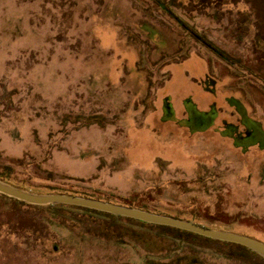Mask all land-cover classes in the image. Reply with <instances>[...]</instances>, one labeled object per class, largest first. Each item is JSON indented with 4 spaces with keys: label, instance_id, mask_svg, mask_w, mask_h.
Returning <instances> with one entry per match:
<instances>
[{
    "label": "rangeland",
    "instance_id": "rangeland-1",
    "mask_svg": "<svg viewBox=\"0 0 264 264\" xmlns=\"http://www.w3.org/2000/svg\"><path fill=\"white\" fill-rule=\"evenodd\" d=\"M186 73L226 119L244 115L255 126L196 138L201 151L180 166L175 149L156 141L192 147L160 120L166 81L172 74L166 88L177 92ZM226 97L244 112L233 114ZM261 135L264 0H0L7 183L133 200L264 243ZM10 199L0 194V264H256L218 241Z\"/></svg>",
    "mask_w": 264,
    "mask_h": 264
},
{
    "label": "crops",
    "instance_id": "crops-1",
    "mask_svg": "<svg viewBox=\"0 0 264 264\" xmlns=\"http://www.w3.org/2000/svg\"><path fill=\"white\" fill-rule=\"evenodd\" d=\"M171 78L172 74H170L169 79L164 85L165 95L161 99L160 120L175 126L176 130L181 132V136H190L192 138V147L182 139L170 140L168 137L165 138L164 135H162L164 137L163 139L160 140L158 138L156 144L159 142L158 144L160 145L162 141L165 146H172L175 149L174 153L177 154L176 163L178 165L187 166L186 162L188 159L190 160L192 157L197 158V152L201 151V147L197 148L199 145L195 141L196 138L199 137L200 139L212 134L214 138L220 140L224 137H221L219 133L221 135L226 131H232V135L239 133L240 130L244 129L242 123L249 124L248 122L251 121V124L255 126L252 120H248L246 117L244 118V115L242 117L239 116L238 112L242 113L244 111H241L239 101L236 98L226 97L224 103L232 108L233 114L237 113L239 117H235L234 119L232 115L231 120L226 119L223 114L225 109L221 111L224 107L214 103L212 91L196 83L194 77L188 73L182 76L184 79L183 85L179 91L173 93L166 88ZM246 129L250 130V128ZM254 131L255 128L252 127V130L247 135L254 134ZM260 132H262L261 129ZM244 133V131L241 133L242 136ZM227 136H230V134H227ZM260 138L262 139V135ZM259 143H261V140ZM160 151H162V154H159V157L170 159L164 149Z\"/></svg>",
    "mask_w": 264,
    "mask_h": 264
},
{
    "label": "water",
    "instance_id": "water-1",
    "mask_svg": "<svg viewBox=\"0 0 264 264\" xmlns=\"http://www.w3.org/2000/svg\"><path fill=\"white\" fill-rule=\"evenodd\" d=\"M0 194L11 199L23 202L33 206L46 205H66L79 207L89 210H94L101 213H106L113 216L128 218L140 221L146 224L158 225L178 229L188 233H192L214 241H220L239 245L251 251L255 255L264 259V243L254 238L207 228L192 221H187L168 215L153 213L146 210L137 209L134 207H126L110 202L89 199L80 196L57 193H34L22 188L13 186L0 179Z\"/></svg>",
    "mask_w": 264,
    "mask_h": 264
},
{
    "label": "trees",
    "instance_id": "trees-1",
    "mask_svg": "<svg viewBox=\"0 0 264 264\" xmlns=\"http://www.w3.org/2000/svg\"><path fill=\"white\" fill-rule=\"evenodd\" d=\"M262 141H264V138L262 139ZM259 147L264 149V142L260 143ZM0 179L5 181V182H9L11 180L9 173H7L5 170H1L0 171ZM13 185L17 186V184H13ZM48 193H60V194H69V195H73V196H80V197H86V198H93V199H96V200L110 202V203H114V204H117V205H122V206H126V207H134V208H137V209L146 210V211H150V212L157 213V214L168 215V214H165V213H162V212H158L156 210L148 209L147 207H145L143 205L135 203V201H133V200H127V201L124 200V201L118 202V201H113V200L106 199V198H100V197L94 198V197H92V195H86V194H82V193H78L77 194V193H72V192H69V191H64V190H61V189H52V188H49ZM10 200L13 201V202H17L18 204H21L17 200H13V199H10ZM27 207H29V206H27ZM31 207H34V206H31ZM66 207L82 211L83 213L99 215V216H103L105 218H110L111 220H115V219L125 220V221H128L130 223H137V224H141V225H145V226L147 225V226H150V227H154V228H157V229L168 230V231H171V232H173L175 234H178V235L190 236V237L198 238V239H201V240L210 241L212 243L215 242L214 240L207 239V238H204V237L192 234V233H188V232H185V231H181V230H178V229H173V228H170V227L146 224V223H143V222H140V221H136V220H132V219H128V218H123V217H118V216H113V215H109V214H106V213H101V212H97V211H94V210H89V209H84V208H79V207H73V206H66ZM35 208H38V207H35ZM174 217H177V216H174ZM122 229H124V228L122 227ZM111 232L114 233V230H112ZM119 232H122V231L119 229ZM146 240L148 242L151 241V240H149L147 235H146ZM218 242L221 243V244L233 246V247L237 248L238 250H240L243 253L247 252V253L253 255L257 259L256 260L253 257L256 260V261L253 260L254 263L256 262V264L258 262L261 263V261H262V259L259 256L255 255L254 253H252L251 251L247 250L246 248H244L242 246L234 245V244H230V243H225V242H220V241H218Z\"/></svg>",
    "mask_w": 264,
    "mask_h": 264
},
{
    "label": "flooded vegetation",
    "instance_id": "flooded-vegetation-1",
    "mask_svg": "<svg viewBox=\"0 0 264 264\" xmlns=\"http://www.w3.org/2000/svg\"><path fill=\"white\" fill-rule=\"evenodd\" d=\"M200 264H202V263H200Z\"/></svg>",
    "mask_w": 264,
    "mask_h": 264
}]
</instances>
